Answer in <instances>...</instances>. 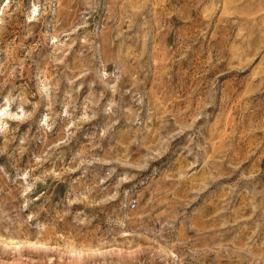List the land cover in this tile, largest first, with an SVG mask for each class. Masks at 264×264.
<instances>
[{"label":"rangeland","instance_id":"1","mask_svg":"<svg viewBox=\"0 0 264 264\" xmlns=\"http://www.w3.org/2000/svg\"><path fill=\"white\" fill-rule=\"evenodd\" d=\"M0 264H264V0H0Z\"/></svg>","mask_w":264,"mask_h":264}]
</instances>
